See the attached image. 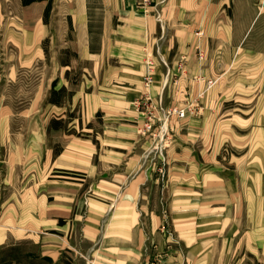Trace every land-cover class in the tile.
<instances>
[{"label": "crops", "instance_id": "crops-1", "mask_svg": "<svg viewBox=\"0 0 264 264\" xmlns=\"http://www.w3.org/2000/svg\"><path fill=\"white\" fill-rule=\"evenodd\" d=\"M17 1L12 14L0 0V167L4 190L12 168L48 169L30 176L45 247L69 244L99 264H154L157 249L164 264H264V0H167L162 22L136 0ZM11 42L38 76L18 112ZM147 92L197 102L170 123L163 174L134 105ZM11 198L4 192L0 245L22 230Z\"/></svg>", "mask_w": 264, "mask_h": 264}, {"label": "rangeland", "instance_id": "rangeland-1", "mask_svg": "<svg viewBox=\"0 0 264 264\" xmlns=\"http://www.w3.org/2000/svg\"><path fill=\"white\" fill-rule=\"evenodd\" d=\"M17 0H12V14L13 12H20V8L17 5ZM16 4L15 6H13ZM22 10V9H21ZM12 28L14 25H11ZM10 66H11V76H10V94H11V107L14 111H19L24 108L30 107L33 98V90H34V82H38V76L34 71H26V69H22L20 67L19 56L15 51V45L11 42V56H10ZM177 104V103H175ZM27 126H29V121L27 122ZM16 126L18 125V120H15ZM31 167H16L11 169L12 175H14V181L9 186L8 189H3V179L6 175H8V169L4 167H0V193L3 192L2 196H0V205L1 201L4 198V192L10 194L12 196V202H21V210H19V214H22V218L18 217L17 222L21 223V231L15 232V237H12L9 243L5 245H0V264H99L94 259H84L79 252H75V250L71 249L68 245L65 244L58 249H52L45 247L46 245H50V242L47 244H43V240L48 236L44 231H35V223H36V213L38 208H40V197H38L37 185L34 184V181L31 180L30 176H35L39 178L38 175L43 176V180L48 175V169H40ZM10 170V169H9ZM30 192L28 195L22 197L19 194L25 190ZM35 194L37 195L36 198ZM16 198V199H15ZM20 198V199H17ZM89 201L85 200L84 206L85 210L89 208ZM1 210V207H0ZM1 212V211H0ZM30 213L34 215H30ZM21 218V220H19ZM166 218V232L167 237L170 239V244L177 242V235L172 228V225L169 224V215H165ZM0 222L1 219H0ZM18 231V229H15ZM170 232L173 235H170ZM77 237V236H76ZM76 237L72 239V242L76 241ZM54 242V241H53ZM56 243V242H55ZM59 243H61L59 241ZM61 245V244H60ZM54 252H57L58 255ZM76 253V254H75ZM158 249L155 250V254L157 257L154 259V264H164L161 260V255L159 254ZM74 255H79L84 259L81 261L80 258H76ZM87 258V257H86ZM79 259V261H78Z\"/></svg>", "mask_w": 264, "mask_h": 264}, {"label": "built area", "instance_id": "built-area-1", "mask_svg": "<svg viewBox=\"0 0 264 264\" xmlns=\"http://www.w3.org/2000/svg\"><path fill=\"white\" fill-rule=\"evenodd\" d=\"M166 1L167 0H136V7L141 9L145 15L153 14L158 22H162L163 17L159 5ZM198 34L202 35V31H199ZM204 58V51L199 50L198 59L203 60ZM145 63L147 72L144 77V84L146 88L149 89L153 82V60L151 55L148 54L146 56ZM203 80H205L203 76L197 78V81ZM212 83L213 81H209V85ZM134 105L144 115L142 131L154 137V149L161 156L158 169L163 174L167 165V160L164 157L163 151L170 145L174 138V134L170 130V123L175 120L184 119L189 113H195L197 102L191 101L184 106L175 103H164L162 99L155 100L150 93L147 92L136 99ZM170 235H173V233L170 232Z\"/></svg>", "mask_w": 264, "mask_h": 264}]
</instances>
